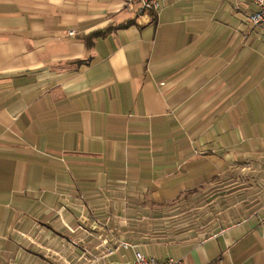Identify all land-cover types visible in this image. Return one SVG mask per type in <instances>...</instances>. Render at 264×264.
<instances>
[{"label": "crops", "instance_id": "crops-1", "mask_svg": "<svg viewBox=\"0 0 264 264\" xmlns=\"http://www.w3.org/2000/svg\"><path fill=\"white\" fill-rule=\"evenodd\" d=\"M256 8L0 0V264H264V216L201 238L198 214L218 170L264 164V143L215 139L216 104L188 102L225 79V123L263 136Z\"/></svg>", "mask_w": 264, "mask_h": 264}, {"label": "rangeland", "instance_id": "rangeland-1", "mask_svg": "<svg viewBox=\"0 0 264 264\" xmlns=\"http://www.w3.org/2000/svg\"><path fill=\"white\" fill-rule=\"evenodd\" d=\"M224 82L225 79H210V83L204 86L197 94L192 93L188 102L200 100L204 103L216 104V113L211 117L212 125L210 133L215 139L223 138L225 135L244 136L241 143H264V134L260 138L259 133H245L240 125L230 127L225 123L224 115ZM213 87V90L210 88ZM207 112V109H204ZM210 116H207L209 118ZM202 120L201 114L195 117L194 122H199L201 126L208 122ZM228 168V169H227ZM216 178V194L213 208L210 207L207 213V206L202 207L200 203L199 220L200 236L206 238L214 233L225 229L229 225L264 216V164L241 163L229 165L218 170ZM193 215H197L196 212Z\"/></svg>", "mask_w": 264, "mask_h": 264}, {"label": "built area", "instance_id": "built-area-1", "mask_svg": "<svg viewBox=\"0 0 264 264\" xmlns=\"http://www.w3.org/2000/svg\"><path fill=\"white\" fill-rule=\"evenodd\" d=\"M167 0H127V5L130 8H134L135 5L139 6V15L140 16H149L155 17L163 7ZM253 3L257 6L256 10L251 12L249 16V20L252 25L258 27L262 34L264 35V0H253ZM236 7L239 9L240 6L237 3ZM73 34V33H70ZM123 247H133L131 244L127 242L121 243ZM133 264H186L182 259L168 257L166 259H158L156 257H148L142 251H135V261ZM219 264H233L229 262H225L224 260H220Z\"/></svg>", "mask_w": 264, "mask_h": 264}]
</instances>
